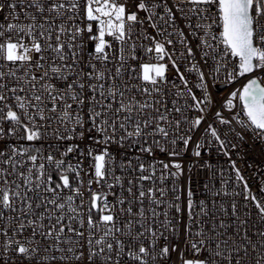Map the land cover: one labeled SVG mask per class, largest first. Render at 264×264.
<instances>
[{
  "label": "snow or ice",
  "instance_id": "snow-or-ice-1",
  "mask_svg": "<svg viewBox=\"0 0 264 264\" xmlns=\"http://www.w3.org/2000/svg\"><path fill=\"white\" fill-rule=\"evenodd\" d=\"M3 10L0 264H264V0Z\"/></svg>",
  "mask_w": 264,
  "mask_h": 264
},
{
  "label": "built area",
  "instance_id": "built-area-1",
  "mask_svg": "<svg viewBox=\"0 0 264 264\" xmlns=\"http://www.w3.org/2000/svg\"><path fill=\"white\" fill-rule=\"evenodd\" d=\"M6 14V10L0 11V20H2L3 16ZM221 94V90L218 88L216 92V96L219 97ZM250 151V158H245L244 160H239L235 155L233 156V159H237V166L244 172L246 179L248 180L249 184L253 187L254 190H257L260 186V176L253 177V173L256 169V165H253L252 168H247L246 165L252 164L253 160L258 159V155L255 151ZM130 155V154H128ZM190 155V152H189ZM207 158V153L204 154ZM127 158V156L125 157ZM158 159H165L163 154H158ZM188 163V158H184V172L183 175L180 178V183L183 184L185 190L187 188H191L193 192L195 193L197 199H199L202 196V188L203 183L205 180V177L207 175V170L203 168H193L191 172L188 171L186 164ZM210 163L214 164L217 169L220 167H223L225 169V178L227 179L229 176H231V173L228 171V164L226 162V159L219 155H214L213 159L210 161ZM234 179V176H232ZM172 181L171 178L167 180V185L171 187Z\"/></svg>",
  "mask_w": 264,
  "mask_h": 264
}]
</instances>
